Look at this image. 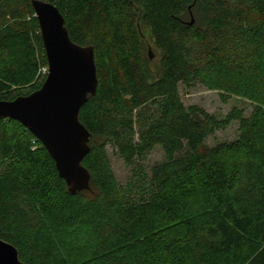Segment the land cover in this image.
I'll use <instances>...</instances> for the list:
<instances>
[{
  "label": "trees",
  "instance_id": "16d2710c",
  "mask_svg": "<svg viewBox=\"0 0 264 264\" xmlns=\"http://www.w3.org/2000/svg\"><path fill=\"white\" fill-rule=\"evenodd\" d=\"M94 47L88 191L68 192L17 121L0 120V238L22 264H264V0H44ZM31 0H0V101L36 91L47 67ZM191 9V11H190ZM194 23L190 25V15ZM160 52L153 78L143 41ZM198 85L247 101L222 120L186 107ZM239 137L206 146L230 120ZM132 163L120 185L108 149ZM159 149L163 159L146 167Z\"/></svg>",
  "mask_w": 264,
  "mask_h": 264
},
{
  "label": "water",
  "instance_id": "95a60500",
  "mask_svg": "<svg viewBox=\"0 0 264 264\" xmlns=\"http://www.w3.org/2000/svg\"><path fill=\"white\" fill-rule=\"evenodd\" d=\"M45 56L47 74L40 88L11 101H0V120L20 123L55 162L68 192L88 191L90 174L82 166L90 152L91 134L79 120L89 96L96 94L98 79L94 47L74 43L58 8L44 0H31ZM190 25L194 23L190 15ZM149 59L153 58L148 49ZM0 264H22L14 246L0 238Z\"/></svg>",
  "mask_w": 264,
  "mask_h": 264
},
{
  "label": "rangeland",
  "instance_id": "374dc122",
  "mask_svg": "<svg viewBox=\"0 0 264 264\" xmlns=\"http://www.w3.org/2000/svg\"><path fill=\"white\" fill-rule=\"evenodd\" d=\"M191 11V9H190ZM192 15V14H191ZM193 17V15H192ZM191 19V17H190ZM194 19V17H193ZM149 28H143V41L146 46V54L148 49L152 50L153 58L148 59L149 61V69L151 71L150 74L153 75V78L158 77L160 72V52L154 48L152 39L150 37ZM178 92L181 101L186 107L190 106H198L218 119L225 120L233 110H237L242 112L245 117H247L252 111L251 105L240 98L232 97L226 102L221 101L219 93L216 91L207 90L204 87L194 85L192 87H186L184 85H179ZM239 122L236 120H230L224 128L219 131H216L212 136H210L206 140V146L210 147L219 142H232L235 141L239 137ZM109 158L111 162V166L113 172L117 178V181L120 185H124L127 183L131 168L133 164L128 163L120 159L112 149H108ZM163 154L157 148L145 158V160H141L139 162H135L136 166H150L162 161Z\"/></svg>",
  "mask_w": 264,
  "mask_h": 264
},
{
  "label": "built area",
  "instance_id": "2783aa9c",
  "mask_svg": "<svg viewBox=\"0 0 264 264\" xmlns=\"http://www.w3.org/2000/svg\"><path fill=\"white\" fill-rule=\"evenodd\" d=\"M42 73L47 74V67L41 69Z\"/></svg>",
  "mask_w": 264,
  "mask_h": 264
}]
</instances>
